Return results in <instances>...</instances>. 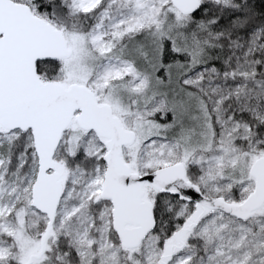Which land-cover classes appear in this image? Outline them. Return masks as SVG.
I'll list each match as a JSON object with an SVG mask.
<instances>
[{"label":"snow or ice","instance_id":"snow-or-ice-1","mask_svg":"<svg viewBox=\"0 0 264 264\" xmlns=\"http://www.w3.org/2000/svg\"><path fill=\"white\" fill-rule=\"evenodd\" d=\"M0 264H264V0H0Z\"/></svg>","mask_w":264,"mask_h":264}]
</instances>
